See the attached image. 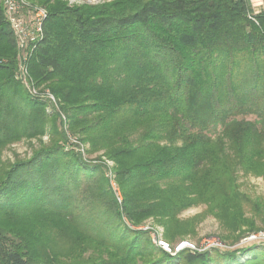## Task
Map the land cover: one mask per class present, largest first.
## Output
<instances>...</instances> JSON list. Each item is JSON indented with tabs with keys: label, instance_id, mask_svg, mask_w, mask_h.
<instances>
[{
	"label": "trees",
	"instance_id": "1",
	"mask_svg": "<svg viewBox=\"0 0 264 264\" xmlns=\"http://www.w3.org/2000/svg\"><path fill=\"white\" fill-rule=\"evenodd\" d=\"M262 3L43 0L28 75L57 110L16 79L0 6V155L39 142L0 169V264H264V244L171 256L138 229L195 236L180 215L204 206L222 241L259 231L236 173L264 176Z\"/></svg>",
	"mask_w": 264,
	"mask_h": 264
},
{
	"label": "built area",
	"instance_id": "2",
	"mask_svg": "<svg viewBox=\"0 0 264 264\" xmlns=\"http://www.w3.org/2000/svg\"><path fill=\"white\" fill-rule=\"evenodd\" d=\"M43 0H0L3 14L11 31L13 32L16 48L18 50V71L16 79L21 82L28 94L48 103L50 107L57 110V104L53 95L46 89L38 90L28 75V58L36 45L44 37V23L47 18V9L42 5ZM68 6L99 3L100 0H59ZM263 5L262 1L260 3ZM253 8V7H252ZM256 12L257 10L254 9ZM64 119V118H63ZM71 142H75L70 138ZM153 244L163 252L175 256L187 251L193 254H200L217 248L220 245L216 240L206 241L197 247L190 241H181L174 246L162 240L160 237L152 238ZM240 244H264V231H257L247 234L240 241Z\"/></svg>",
	"mask_w": 264,
	"mask_h": 264
},
{
	"label": "rangeland",
	"instance_id": "3",
	"mask_svg": "<svg viewBox=\"0 0 264 264\" xmlns=\"http://www.w3.org/2000/svg\"><path fill=\"white\" fill-rule=\"evenodd\" d=\"M112 0H100L99 3H92V5L101 4L104 2H110ZM262 0H248V3L253 7V9L258 10L261 8ZM79 6V5H74ZM38 90H42L40 87ZM241 118V117H240ZM247 119H250L249 117ZM253 119V118H252ZM49 136L46 135L41 139L42 144H47L49 141ZM39 142L37 140H21L17 143L8 145L5 147L0 155V169H4V167L12 164L17 159L23 160L29 158L33 149L38 148ZM99 154L88 155L86 159L95 161L98 159ZM109 168L113 166L111 162H107L105 158H101ZM237 184L239 185L240 192L248 199V204L245 207L246 217L248 219H252L256 228L260 231H264V176L255 177L252 175L242 174L241 171H237ZM115 183L112 182V186ZM204 206H196L187 209L182 212L180 215L181 220L191 219L193 217L200 216L199 222L196 225V235L188 236L186 238L175 241L170 244L171 246L176 245L181 241H190L195 246L199 247L206 241H217L221 246L217 248H211L208 252L212 253V250H233L236 248H242L247 245H251V243L240 244V242L236 244H232L231 240H221L222 231L219 225V222L214 219L212 216L206 214ZM138 229L150 231V238L153 237H161L163 230L161 227L157 226L155 222L148 220ZM257 232V231H256ZM163 241L167 242L162 238ZM234 240V239H233ZM153 243V241H152ZM168 243V242H167ZM178 264V263H177Z\"/></svg>",
	"mask_w": 264,
	"mask_h": 264
}]
</instances>
